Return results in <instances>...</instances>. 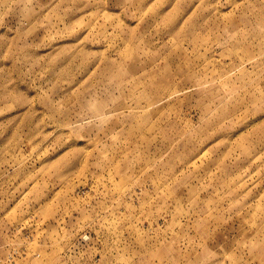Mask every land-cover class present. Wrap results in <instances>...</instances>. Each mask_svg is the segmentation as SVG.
<instances>
[{"label": "rangeland", "instance_id": "rangeland-1", "mask_svg": "<svg viewBox=\"0 0 264 264\" xmlns=\"http://www.w3.org/2000/svg\"><path fill=\"white\" fill-rule=\"evenodd\" d=\"M0 264H264V0H0Z\"/></svg>", "mask_w": 264, "mask_h": 264}]
</instances>
